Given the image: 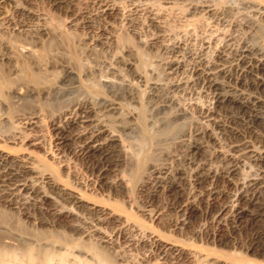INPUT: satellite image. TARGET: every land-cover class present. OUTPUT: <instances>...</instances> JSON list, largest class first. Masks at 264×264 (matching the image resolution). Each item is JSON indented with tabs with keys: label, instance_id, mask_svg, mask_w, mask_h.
Returning a JSON list of instances; mask_svg holds the SVG:
<instances>
[{
	"label": "rangeland",
	"instance_id": "1",
	"mask_svg": "<svg viewBox=\"0 0 264 264\" xmlns=\"http://www.w3.org/2000/svg\"><path fill=\"white\" fill-rule=\"evenodd\" d=\"M160 1L162 0H136L135 3L141 5L143 4L141 2H144L145 8L148 5L154 12L161 14L162 22L160 24L164 30L163 35L166 36H163L164 41L161 43L164 45L172 43L173 45L178 42V45H180L178 48L180 51L178 50V52L182 54L172 53V58L176 56L181 61V67L176 70L175 74H167L168 70H166L165 63L169 54L161 49L162 44H157V49L148 50L144 47L145 43L152 41L151 37L156 31L152 27H146L147 14L144 10L139 11L136 16V22L138 23L136 27L138 28H135L134 34L132 31L127 30L125 21L124 23L123 20L119 21L122 17L111 23L110 26L107 24L104 26L103 22L98 23V25L95 24V26L101 27L102 25L106 27L104 32H99V35L104 38L103 35L106 32L105 37L109 38L104 40L98 36V40L96 34L90 32L92 28L86 30L85 27L70 26L68 24L70 18H66L68 13H65L64 10L58 12V9L55 10L47 4L39 5L38 9L42 14V18L45 16L42 24L49 30V36H44L45 40L44 38L41 39V42H43L38 48L32 49L33 51H26L25 53H28V56L17 49L20 55L18 57L17 50L12 49L10 51V62L6 63L0 60V68L2 69H0V75L3 74L2 77L4 76L3 78L0 76L2 78L0 81H3L0 83V149L15 158L30 154L34 159V165H32L36 168L31 166L35 171L38 169V172L51 174L57 180L56 182L60 188L74 191L75 194L77 192L87 201L96 204L97 207L104 208L120 221H128L135 230L133 234L136 233V236L134 235V237H140L142 234L144 238L145 236L159 237L162 241L170 243L190 255L187 260L180 261L178 264H264V225L259 222L255 229L263 234L262 246L256 250H245L244 246L248 243V237L252 232L249 228L229 233V227L223 226L219 233L223 242L219 243L207 237L205 232H210V230L205 228V219L198 214L191 227L183 230L171 227L172 222L179 217L174 209L166 212L160 221L155 219L157 214L153 217L145 215L144 208L154 209L165 201L161 197L162 194H152L148 185L143 188H148V191H139L140 183L150 170L149 167L151 165H164L172 171L180 168L185 171V175H187L185 177L189 179L190 168L186 163L188 157L187 145L190 142L188 137H191L197 125L198 127L204 126L199 112L196 110L197 106L207 107L209 105L208 95L200 89L199 85L185 83L180 87L181 90L176 89L174 91L172 89L171 91L168 89V84L171 81L180 79L184 81L189 78V72L187 71L191 62L197 58L195 56L202 53L205 60H210L213 54L212 49L215 45H221L222 43L219 40L221 34H218L222 32L221 27L219 28L212 22H208V19H204L202 16L189 17L184 13L186 7H188L187 5L191 4L189 2L202 3L203 0H171L173 3L170 4H161ZM211 1L204 0L203 2L209 4H215L216 2L218 8H228L229 13L234 15V17L233 15L231 17L235 19H240L243 14L252 12H249V9L241 0ZM114 2H117L118 11L116 13L119 15L118 17L123 15L121 13L128 14L126 12H130L129 8H132L128 6L126 0H114ZM79 5L77 6H84ZM144 6L142 5L141 8H144ZM86 8V11L91 9L90 5L89 7L87 5ZM254 36L257 42L264 46V31L263 33L262 31L260 33L256 32ZM207 39L211 40L210 47L203 50V47L206 46L203 41ZM10 42L17 47L15 40L11 39ZM30 52L33 54H30ZM22 54L24 57H22ZM31 55L33 56L31 57ZM120 58L130 63L127 66L128 68L123 66L126 61L123 59L121 61ZM61 66L70 69L72 72L69 75V80L65 83L60 80L64 71ZM125 67L129 70H125ZM5 71H8L7 74L9 75ZM115 72L117 73L115 74ZM135 72L136 75L142 77L143 85L150 82L159 83L163 87L164 95H167L166 97L171 99L172 103L164 109H162L163 107L159 108L160 104L146 98L145 86L141 87L137 83L134 84V80L133 85H137L136 88L132 85L134 102L128 101L129 99L123 95L125 90L115 81L116 78L121 77L128 80L131 76L130 73L134 74ZM109 74L113 78H110ZM126 74H128V77ZM10 75L11 77L6 79L5 76ZM18 86L28 89L20 92L21 96L12 94V91ZM119 87L122 89H119ZM106 96L108 99L114 98L117 103L119 102V116L117 118L112 117L113 119L107 117L103 120L110 130L119 131L122 129L118 128L120 119L131 118L132 120L131 128L121 132L119 134L120 138L118 137L119 141L114 143L115 147L120 148L127 158V162L119 163L110 172L111 179L114 177L122 184V187L118 190L99 188L96 183L94 185L93 174L74 152V149L70 148L64 153H58L54 147L56 135L54 124L59 121V113L62 109L80 101L96 104L98 101L104 100ZM193 107H195V110ZM31 113L36 114V120H38L34 133L40 144L39 146L25 148L26 145H23L21 138L25 134L33 132L26 131L23 128L21 117ZM225 117L227 116L222 117L223 123L233 126L234 124L230 125L229 119ZM213 131L218 132V130ZM15 134L20 135L18 141L14 143L4 141L5 138ZM216 134L217 144L209 146L210 148L208 147L204 154L206 162L208 161V167L212 169L214 167V169H217L221 165L219 160L213 156L214 150L219 148L218 150L223 149L221 151H224L227 149V139L220 137L218 133ZM240 169L238 178L254 176L257 173L256 167L247 160L244 167ZM37 171L35 175L41 174ZM224 187L222 186V188ZM260 198L258 199L259 204L264 206V194ZM147 200L149 202L146 203ZM5 205L0 203V249H8L12 264H29V260L27 263V257L32 259L33 263L31 262V264H44L42 261L43 255L48 253H50L47 255L50 257V264H118L122 262L120 259H125L122 262L123 264L125 262H127L126 264H173L164 261V259H159L155 253L145 251L140 246L125 247L123 237H117L114 247L109 248L96 240L92 233H90L91 235H85V233L77 231L71 224L74 223L72 216L66 219L64 223L52 227L51 216L48 213H42L32 205L26 206L25 212L27 210L28 215L23 214V210L18 205ZM87 212L89 211L82 212L81 210V220L77 222L80 227L83 226L81 228L83 231H87V227L93 222V213ZM109 229L111 230L107 226L102 231L109 233Z\"/></svg>",
	"mask_w": 264,
	"mask_h": 264
},
{
	"label": "bare ground",
	"instance_id": "2",
	"mask_svg": "<svg viewBox=\"0 0 264 264\" xmlns=\"http://www.w3.org/2000/svg\"><path fill=\"white\" fill-rule=\"evenodd\" d=\"M203 1H201L202 3L189 2L191 4H188L186 9L184 8V13L189 17L202 16L204 19H208V22L210 21L219 28L221 27L222 32L218 34H221L219 40L222 43L221 45H215L214 49H212V57L210 60L207 59L208 61L203 58L202 53H198L195 56L197 58L191 62L187 71L189 72L187 80H170L171 82L168 84V89L171 91L172 89L174 91L176 89L181 90L180 87L185 83L197 84L203 92L207 93L209 98L207 107L197 106L196 108L204 126L198 127L197 125L198 128L196 127L191 137H188L190 142L187 145L188 157L186 163L190 168L189 179L185 177L187 175H185L183 169L179 168L172 171L164 165H151L149 167L150 170L146 171L147 173L140 183L139 191H148V188L143 189L148 185L152 194H162L160 196L165 200L157 208L153 207L155 210L144 208V211H146L145 215L153 217L157 214L155 219L160 221L166 212L174 209L176 214H179V217L172 222L171 227L183 230L191 227L193 220L198 214L205 219V228L210 230V232H205L207 237L219 243L223 242L219 235L223 226L229 227V233L249 228L252 232L244 248L245 250H256L262 246L263 234L255 227L258 222L264 225V206H261L258 200L264 194V46L257 42L254 34L261 31L263 33L264 31V0H241L249 9V12L252 11V14L245 13L246 15L243 14L240 19L233 18L234 15L229 13L228 8H218L216 2L215 4L211 3V5L209 1V3ZM126 2L129 7H132L131 9L129 8L130 12H126L128 13L126 15L121 13L124 16L118 17L119 15L116 13L118 11L117 2L115 3L114 0H0V60L8 63L11 60L10 51L12 49H19L22 51L21 53L26 54V51L38 48L43 42H41V39L44 38L45 40L44 36H49V30L42 24L45 16L42 18V14L38 9L41 4H47L55 10L58 9V12L59 10H64L65 13H68L66 18H70L68 21L70 26L85 27L87 28L86 30L92 28L90 32L96 34V39H98V36L100 39L103 38L102 36L100 37L99 32L105 31V24L110 26L111 23L121 17L119 21L123 20V23L125 21L127 30L132 31V33L135 32V28H138L136 27V24H138L136 16L139 11L144 10L145 14H147L146 27H152L157 31L153 33L152 41L145 43L144 47L148 50L157 49V44H162L161 49L169 54L165 63L166 70H168L167 74H175L176 70L181 67V61L176 56L172 58V53L178 52L180 45H178V42L173 45L172 43L167 45L161 43L164 41L163 36L165 35H163L164 30L160 24L162 22L161 14L154 12L148 5L145 8L144 2H141L143 3L141 5L135 3L136 0H126ZM160 2L161 4L173 3L171 0H162ZM77 5L84 6L78 7ZM87 5L88 7L90 5L91 9L89 11H86ZM142 5L144 8H141ZM215 5L217 7H214ZM101 22L104 23V26L101 25L102 28L95 26V24L98 25ZM105 34L106 32L103 35V39H109L105 37ZM91 36L93 37V35ZM11 39L17 42V47L11 43L12 41L10 42ZM203 42L206 44L203 50L210 47V39ZM180 49L182 50V48ZM19 50L16 52L18 57H20ZM30 54L33 53L30 52ZM26 56H28V53ZM122 59L120 58L121 61ZM123 60L126 61L125 59ZM129 64L126 61L123 66L127 67ZM126 67L125 70L128 68ZM61 68L64 67L61 66ZM70 73H72L70 69L64 68L60 79L62 83L69 80ZM2 75L0 76L2 77ZM130 75L128 80H124L121 77L119 79L116 78L117 80L115 81L114 78V81L125 90L123 95L129 99H127L128 101L134 102L132 87L136 88L139 85L141 87L145 86L146 95H144L148 100H153L155 103L160 104L159 108L163 107L162 109H164L172 103L171 99L164 95L163 87L159 83L150 82L147 85L146 83L143 85L142 77L136 75V72L134 74L130 73ZM5 77L7 79L11 75ZM133 80L134 84L137 83V85H133ZM110 81L112 80L110 79ZM26 89H23L22 86L15 87L12 94L20 95V92H24ZM18 98L20 99V97ZM115 100L114 98L108 99L106 96L104 100L98 101L96 104L88 101L77 102L62 109L59 113V121L54 124V129L56 130L54 147L58 153H64L70 148L74 149V152L83 160L85 166L93 174V184L95 185L96 183L99 188L108 190H118V188L122 187L119 180L114 177L111 179L110 172L114 166L119 163L123 164L127 158L120 148L117 149L115 147L114 143L119 141L121 132L130 129L132 126L131 118L124 119L125 121L121 119L118 121V124L120 123L118 128H122L119 131L110 130L103 122L107 117L117 118L119 116V102L117 103ZM35 115L31 113L21 117L23 128L26 131L30 130L33 132H26L27 134L23 137L21 136L23 145H26L25 148L28 146H39L40 144L38 137L34 133V129L37 126L36 122L38 121ZM223 115L227 116L225 118L229 119L230 125L234 124L236 126L224 124L222 121ZM213 130H218V132ZM216 133L220 134V137L227 139V149L224 151H221L223 149L218 150L219 148L214 150L213 156L219 160L221 165L217 169H214L215 167L212 169L208 167V161L206 162L204 154L209 146L217 144ZM17 134L8 135L9 137L5 138L4 141H9V143L18 141L20 135L17 136ZM246 160L256 167L257 173L254 176L238 178L240 168L244 167ZM33 161V156L30 154L15 158L0 149V203L2 205L3 203L8 206L18 205L25 215H28L26 213L27 210L25 212L26 206L32 205L42 213L45 212L51 216L52 227L64 223L66 219L72 216L74 223L71 224L77 231L79 230L85 235H91L90 233H92L96 240L109 248L114 247L117 237H123L125 247L140 246L145 251L155 253L159 259H164V261L166 260L173 264H178L180 261L182 262L190 257L189 254L184 253L180 248L162 241L159 237L145 236L144 238L143 234L140 237H134L136 234H133L135 230L128 221H120L104 208L97 207L96 204L87 201L77 192L75 194L74 191L60 188L56 182L57 180L49 173H41L39 171L41 174L35 175L38 169L34 170L36 167L33 166ZM39 172L37 171V173ZM222 186L225 187L222 188ZM229 189L230 191H228ZM147 202L149 201L147 200ZM81 210L82 212L89 211L87 213H93V222L87 227V231H83L81 229L83 226L80 227V224L77 223L81 220ZM107 226L111 230L109 229V233H104L105 231L103 232L102 230ZM102 227L104 228L101 229ZM9 254L8 249H0V264H12L11 254ZM28 255L31 256L30 253ZM47 255H43L42 261L44 264H50L51 262L50 257ZM28 260L29 264H31L32 259L27 257V263ZM120 261L123 262L125 259H120ZM122 262L118 264H123Z\"/></svg>",
	"mask_w": 264,
	"mask_h": 264
}]
</instances>
